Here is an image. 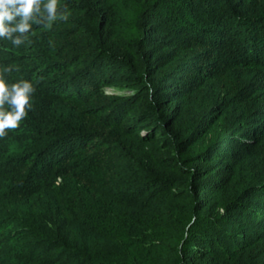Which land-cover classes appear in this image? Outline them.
Listing matches in <instances>:
<instances>
[{
	"label": "trees",
	"instance_id": "16d2710c",
	"mask_svg": "<svg viewBox=\"0 0 264 264\" xmlns=\"http://www.w3.org/2000/svg\"><path fill=\"white\" fill-rule=\"evenodd\" d=\"M59 4L0 40L35 87L0 138V264H264V0Z\"/></svg>",
	"mask_w": 264,
	"mask_h": 264
},
{
	"label": "clouds",
	"instance_id": "9594fccd",
	"mask_svg": "<svg viewBox=\"0 0 264 264\" xmlns=\"http://www.w3.org/2000/svg\"><path fill=\"white\" fill-rule=\"evenodd\" d=\"M69 16L59 0H0V40H10L19 47L28 41L33 24L50 30L55 21L67 22ZM11 71L7 66L0 69V138L19 128L33 107L34 85L28 80L9 85L6 76Z\"/></svg>",
	"mask_w": 264,
	"mask_h": 264
},
{
	"label": "rangeland",
	"instance_id": "374dc122",
	"mask_svg": "<svg viewBox=\"0 0 264 264\" xmlns=\"http://www.w3.org/2000/svg\"><path fill=\"white\" fill-rule=\"evenodd\" d=\"M107 93H115L113 90H107ZM119 94V92H116Z\"/></svg>",
	"mask_w": 264,
	"mask_h": 264
}]
</instances>
